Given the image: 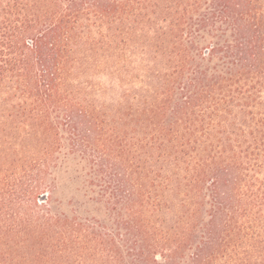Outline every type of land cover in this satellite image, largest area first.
<instances>
[{
    "label": "trees",
    "instance_id": "obj_1",
    "mask_svg": "<svg viewBox=\"0 0 264 264\" xmlns=\"http://www.w3.org/2000/svg\"><path fill=\"white\" fill-rule=\"evenodd\" d=\"M0 264H264V0H0Z\"/></svg>",
    "mask_w": 264,
    "mask_h": 264
}]
</instances>
